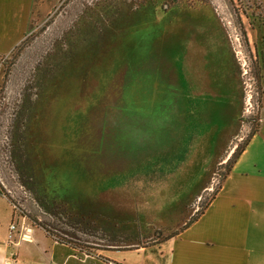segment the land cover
<instances>
[{"label": "rangeland", "instance_id": "obj_1", "mask_svg": "<svg viewBox=\"0 0 264 264\" xmlns=\"http://www.w3.org/2000/svg\"><path fill=\"white\" fill-rule=\"evenodd\" d=\"M31 18L0 47V194L17 226L94 254L174 236L257 128L260 3L37 0Z\"/></svg>", "mask_w": 264, "mask_h": 264}, {"label": "crops", "instance_id": "obj_2", "mask_svg": "<svg viewBox=\"0 0 264 264\" xmlns=\"http://www.w3.org/2000/svg\"><path fill=\"white\" fill-rule=\"evenodd\" d=\"M36 1L0 0V47L10 46L31 23ZM258 2L263 16L258 35L264 54V0ZM259 106L257 128L218 192L174 236L136 249L88 253L34 223L19 221L17 226L16 209L0 194V264H264V91ZM13 223L15 232L10 228ZM24 229L28 233L23 237Z\"/></svg>", "mask_w": 264, "mask_h": 264}, {"label": "trees", "instance_id": "obj_3", "mask_svg": "<svg viewBox=\"0 0 264 264\" xmlns=\"http://www.w3.org/2000/svg\"><path fill=\"white\" fill-rule=\"evenodd\" d=\"M247 142V141H246ZM244 148V146H243ZM243 148L239 151L238 149L233 153V155L229 158L228 162L233 163L235 161V159L239 156V154L242 152ZM73 215V214H72ZM75 216V215H73ZM83 219V218H82ZM34 224L43 227L44 229H46L50 234H52L54 236V238L58 239L61 242L70 244L74 247H76V245L74 244V242L70 241V240H66L63 237H59L58 235L56 236L55 234L52 233V231L50 229H48L47 227H45L42 223L39 222H33ZM77 248V247H76ZM88 253H90L89 251H86Z\"/></svg>", "mask_w": 264, "mask_h": 264}, {"label": "built area", "instance_id": "obj_4", "mask_svg": "<svg viewBox=\"0 0 264 264\" xmlns=\"http://www.w3.org/2000/svg\"><path fill=\"white\" fill-rule=\"evenodd\" d=\"M10 228L12 229V230H15L17 227H16V224L15 223H13L11 226H10ZM25 236H27V234H25Z\"/></svg>", "mask_w": 264, "mask_h": 264}]
</instances>
